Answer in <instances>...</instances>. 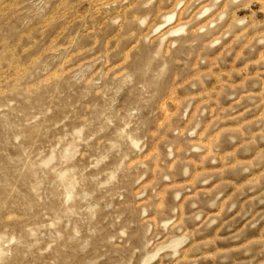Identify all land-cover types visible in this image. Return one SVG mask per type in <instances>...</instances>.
Instances as JSON below:
<instances>
[{
	"label": "rangeland",
	"instance_id": "1",
	"mask_svg": "<svg viewBox=\"0 0 264 264\" xmlns=\"http://www.w3.org/2000/svg\"><path fill=\"white\" fill-rule=\"evenodd\" d=\"M0 264H264V0H0Z\"/></svg>",
	"mask_w": 264,
	"mask_h": 264
}]
</instances>
